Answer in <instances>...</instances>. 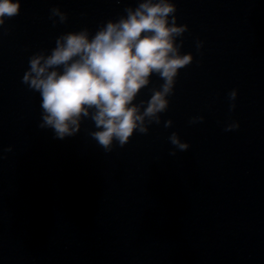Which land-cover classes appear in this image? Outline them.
Segmentation results:
<instances>
[{"label": "water", "instance_id": "95a60500", "mask_svg": "<svg viewBox=\"0 0 264 264\" xmlns=\"http://www.w3.org/2000/svg\"><path fill=\"white\" fill-rule=\"evenodd\" d=\"M174 2L193 59L158 122L110 151L90 117L62 139L39 127L22 76L61 33H94L138 0H22L0 26V264H264V0ZM161 83L152 74L134 102Z\"/></svg>", "mask_w": 264, "mask_h": 264}, {"label": "clouds", "instance_id": "9594fccd", "mask_svg": "<svg viewBox=\"0 0 264 264\" xmlns=\"http://www.w3.org/2000/svg\"><path fill=\"white\" fill-rule=\"evenodd\" d=\"M21 4L22 0H0V26L19 13ZM176 7L174 0H138L94 33L87 27L63 32L50 50L34 52L22 82L41 97L39 127L62 139L76 134L82 118L90 117L91 137L110 151L114 141L126 144L134 130L146 132V118L158 122L180 68L193 59L191 52H181L182 41H177L188 25L176 22ZM56 17L62 23L67 13L53 6L49 14L53 24ZM201 43L197 41V50ZM152 74L162 79L160 87L146 101L134 102ZM237 93L236 88L228 93L230 109L235 108ZM196 119L204 117L190 123ZM238 127L239 121L232 120L225 131ZM169 140L179 150L189 147L175 132Z\"/></svg>", "mask_w": 264, "mask_h": 264}]
</instances>
